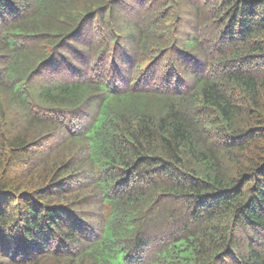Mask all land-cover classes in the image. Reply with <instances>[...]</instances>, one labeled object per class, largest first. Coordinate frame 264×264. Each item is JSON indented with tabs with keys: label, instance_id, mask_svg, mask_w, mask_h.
Masks as SVG:
<instances>
[{
	"label": "trees",
	"instance_id": "16d2710c",
	"mask_svg": "<svg viewBox=\"0 0 264 264\" xmlns=\"http://www.w3.org/2000/svg\"><path fill=\"white\" fill-rule=\"evenodd\" d=\"M0 264H264V0H0Z\"/></svg>",
	"mask_w": 264,
	"mask_h": 264
}]
</instances>
